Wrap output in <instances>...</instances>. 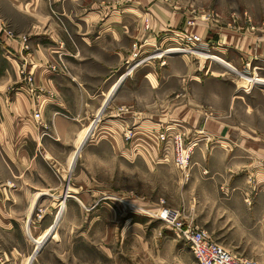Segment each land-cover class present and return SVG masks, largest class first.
I'll return each instance as SVG.
<instances>
[{"label": "crops", "instance_id": "1", "mask_svg": "<svg viewBox=\"0 0 264 264\" xmlns=\"http://www.w3.org/2000/svg\"><path fill=\"white\" fill-rule=\"evenodd\" d=\"M167 1L0 0V237L21 231L38 199L55 197L49 192L108 181V166L100 170L105 177H98L85 163L95 154L89 145L84 151V144L96 123L102 122L99 136L123 163L117 173L125 159L138 172L137 158L150 149L143 146L151 143L147 132L170 125L191 129L197 141L189 177L181 180V200L153 203L135 194L132 203L148 211L163 203L219 246L213 237H227L235 250L264 258V131H252L253 88L239 87L240 73L264 79V25H252L246 14L222 24L211 9ZM188 19L192 27L184 25ZM176 30L200 38L195 55L171 54L126 74L134 46L156 36L160 49L177 46ZM21 37L27 38L25 51ZM152 50L146 45L140 54ZM198 54L207 57L200 61ZM28 74L32 84L25 81ZM37 109L39 124L32 118ZM80 154L84 159L76 166ZM154 154L158 164H168ZM72 193L59 219L60 203L53 218L44 213L42 224L32 227L40 235L59 227L47 247L30 256L1 243L3 264H26L28 258L30 264H194L186 246L154 220L109 213L92 195Z\"/></svg>", "mask_w": 264, "mask_h": 264}, {"label": "rangeland", "instance_id": "2", "mask_svg": "<svg viewBox=\"0 0 264 264\" xmlns=\"http://www.w3.org/2000/svg\"><path fill=\"white\" fill-rule=\"evenodd\" d=\"M170 0L167 1V3ZM173 6L183 7L186 9H211L216 13L219 18V22L223 24V22H228L232 19L236 18L237 21H242V16L246 14L250 18L251 24L255 26L264 25V0H173ZM221 24V25H222ZM264 27V26H263ZM198 57L201 59H206L207 56L199 55ZM209 60H212L216 63L222 64L226 66V64L216 57H211ZM159 62V61H158ZM191 62V61H190ZM197 61L192 60V64L196 63ZM240 71V70H239ZM250 73L254 74V70L250 69ZM241 82L239 87L245 89V91H250L253 88V115H252V131L258 133L261 129L264 131V123H260V116H264V100L260 99L259 96L263 97L264 99V79L261 77L245 75L244 73H240ZM255 103L257 105H255ZM102 122L96 123L93 125V136L86 141L84 144V151L89 145L88 148H92L95 154L85 159V163L89 165H93L94 171L98 177H105V173L100 171L103 165L109 167V172L107 173L108 181L105 183L98 184L100 186L93 187L92 189L86 188H69L67 185L62 187L58 192H49V194L55 195V197L50 198L45 196L41 199H38L35 209L30 214L27 223H23L21 231H14L10 234L9 237H0V244L7 243L4 245L11 244L12 246L16 247L19 251L27 252L30 256L33 254V251L36 249L38 252L40 248L44 250L49 242L53 239V236L56 235L57 229L59 227L53 228L52 226L48 228L43 234L40 235V232L34 234L32 227H37L41 225L42 222L45 220V215L47 217H54V212L56 211L55 208L60 203L59 212L56 215L55 220L59 219L60 213L63 211L66 203L71 199L69 198V192H79V194H90L92 195V202H96L98 205H104L106 209H108L109 213H125L127 216L136 215L141 218L140 221H149V218L142 214H137L136 210L132 209L126 202L132 203V198H134L135 194H140L143 198V201L153 202L156 203L159 199H166L168 200L169 204L175 205L180 202V184L182 183V176L178 172V170L174 167L171 162H168L166 165L158 164L157 157L154 153L156 150L158 151V157H160V148L156 142L149 140L151 143L150 145L146 144L143 145L144 147H150V149H144V156L138 157L137 159H141V165L139 164V171L133 172L132 166L129 164V161L125 159L124 163V171L117 173V166L119 164V168L122 166V161L119 160L117 157H113L109 152L110 144L106 141L101 139L99 136V132L102 130ZM92 127V128H93ZM177 127V126H176ZM178 129L182 132L183 137L187 136L185 142H190L194 144L192 148V153L197 148V141L193 139L191 129L188 131L186 129H182L181 127ZM154 132V131H153ZM151 133V132H150ZM147 132V138H150ZM146 134V133H145ZM144 134V135H145ZM147 141V140H146ZM125 142V141H124ZM129 142V141H127ZM125 142V143H127ZM80 143V142H78ZM82 143L79 144V146ZM77 148V147H76ZM154 148V149H152ZM77 150V149H76ZM154 153L152 154V152ZM76 153V152H75ZM74 154H72L69 158L68 168L72 169L74 164ZM84 156L78 155L76 160V166H78ZM149 164L155 167L154 172H149ZM78 169V168H76ZM77 171V170H76ZM262 175H264V170L262 171ZM75 174V170L74 173ZM99 183V182H98ZM254 185L255 181L252 178H249V184ZM103 184V185H102ZM72 191V192H71ZM73 195V193H72ZM254 195V189L252 191L251 197ZM57 196V197H56ZM62 196L65 198L62 200ZM14 199H21V198H14ZM122 199L123 201H120ZM118 200V201H117ZM168 204V203H167ZM168 204V206H170ZM136 206V205H135ZM171 207V206H170ZM173 207V206H172ZM86 210H83V213ZM90 212V211H89ZM58 217V218H57ZM151 220V219H150ZM152 224L158 227H162L165 231V227L162 223L158 221H152ZM56 225V224H55ZM55 225H53L55 227ZM209 231V229H207ZM169 233V232H168ZM39 236V237H38ZM213 237V236H212ZM55 237V239H57ZM217 243L223 246L226 250L232 253H236L242 257L252 258L256 260L259 264H264V258L262 260L254 258L253 253L250 252H242L237 251L234 248V244H228L227 237H213ZM176 239V238H175ZM178 240V239H177ZM179 241V240H178ZM181 244H183L180 241ZM36 247V248H35ZM49 247V246H48ZM41 250V251H42ZM115 252V250H114ZM39 255V254H38ZM38 255L35 256L34 261L38 259ZM89 256H95L93 253H89ZM96 258V257H95ZM26 264H30V259H26Z\"/></svg>", "mask_w": 264, "mask_h": 264}, {"label": "built area", "instance_id": "3", "mask_svg": "<svg viewBox=\"0 0 264 264\" xmlns=\"http://www.w3.org/2000/svg\"><path fill=\"white\" fill-rule=\"evenodd\" d=\"M186 27L194 25L193 19L185 21ZM147 22L144 24V30H148ZM178 39L177 46L160 49L158 47L160 37H154L153 40L145 39L141 44L134 46L130 59L126 62L127 73H130L133 68L147 62L164 59L171 54L195 55L201 46L200 38L192 33L184 30H176L173 32ZM6 35L12 38L11 32L6 31ZM150 41V42H149ZM22 51L27 50V38L19 39ZM150 46L153 50L146 55L141 56L142 48ZM163 62L160 63L162 65ZM28 84H32V75L28 74L25 77ZM245 91V89H243ZM32 118L35 123L41 121L40 110L37 109ZM150 139L157 143L160 148V157L165 162H171L182 176L183 181H187L189 177L190 157L194 144L185 142L182 132L176 126L165 125L159 131H154L149 134ZM125 142L131 140V134L124 135ZM120 201H123L120 199ZM126 205L136 210L137 213L150 218L151 220L162 223L165 229L171 232L176 239L181 241L188 252L190 253L194 264H258L253 259L239 257L228 253L221 246L214 243L206 231L202 228L185 222L179 211L168 208L160 203V206L148 211L139 208L131 203L126 202ZM3 258L0 257V264H3Z\"/></svg>", "mask_w": 264, "mask_h": 264}, {"label": "water", "instance_id": "4", "mask_svg": "<svg viewBox=\"0 0 264 264\" xmlns=\"http://www.w3.org/2000/svg\"><path fill=\"white\" fill-rule=\"evenodd\" d=\"M61 199H62V200H64L65 198L62 196V198H61ZM36 252H37V251H36V249H35V253H36ZM35 253H34V254H35Z\"/></svg>", "mask_w": 264, "mask_h": 264}]
</instances>
